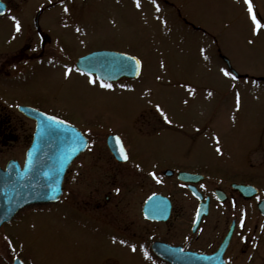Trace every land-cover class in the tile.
I'll return each mask as SVG.
<instances>
[{
	"label": "flooded vegetation",
	"instance_id": "obj_1",
	"mask_svg": "<svg viewBox=\"0 0 264 264\" xmlns=\"http://www.w3.org/2000/svg\"><path fill=\"white\" fill-rule=\"evenodd\" d=\"M3 2L6 13L0 20L12 15L23 30V39L29 32L33 39L28 45L16 46L13 55L0 62V153L5 151L11 155L8 162L17 161L22 167L26 162L37 122L20 107L55 117L78 129L88 145L72 160L63 178L62 194L55 202L28 206L0 226V264H42L40 251L36 260L27 246L14 241L18 232L12 230L34 213L40 221L45 213H52L56 227L60 223L63 228L69 224L74 228L77 216L83 218L78 223L90 232L85 246L91 264H188L186 254L202 256L208 264H264V213L259 209L264 195L260 196L248 172L234 173L232 168H221L220 163L209 160L200 146L188 145L189 140L200 141L201 122L191 126L188 121L170 119L164 112L171 121L168 124L156 111V105L143 103L130 104V114L118 119L106 116L100 121L79 124L72 118L75 113L64 104L62 110H54L41 103L16 104L6 100L13 94L6 85L25 80L30 70L36 73L38 68H49L63 72L66 68L73 71L77 68L71 58L62 54V41L40 25V17L46 12L58 6L70 9L73 2L57 0L38 9L31 8L37 11L30 22L16 18L20 3ZM156 2L177 9L168 0ZM179 18L195 32L216 41L206 30L182 16ZM257 18L264 24L261 17ZM219 57L225 64L220 53ZM60 59L69 65L59 66ZM122 80L137 79L102 81L116 84ZM110 137L120 138L129 157L127 161L119 159L114 140L113 146L109 145ZM171 138H180L182 146H169L167 140ZM236 185L254 186L258 194L246 197ZM202 207L203 216L198 218Z\"/></svg>",
	"mask_w": 264,
	"mask_h": 264
},
{
	"label": "rangeland",
	"instance_id": "obj_2",
	"mask_svg": "<svg viewBox=\"0 0 264 264\" xmlns=\"http://www.w3.org/2000/svg\"><path fill=\"white\" fill-rule=\"evenodd\" d=\"M10 1L21 4L16 18L30 22L37 11L31 8L38 9L57 0ZM168 1L177 9L156 2L160 8L157 12L151 0H140L139 9L133 0H70L74 5L67 12L62 6L49 10L40 17V25L62 41V54L72 59V65L89 52L116 51L141 62V77L111 84L109 90L101 88L100 81L89 84L88 77L77 71L65 77V71L38 68L36 73L30 70L25 80L9 82L6 86L11 87L13 94L6 100L16 104L41 103L54 110H62L64 104L75 113L76 117L71 116L79 124L100 121L106 116L121 118L120 115L130 114V104L159 105L174 121H188L191 126L201 122L200 141L189 140L188 145L200 146L209 160L220 163L221 168L251 174L252 184L262 196L264 29L252 34L243 0ZM251 2L254 13L264 20V0ZM24 8L27 9L23 11ZM11 16L0 20L1 63L13 55L16 46L28 45L33 39L32 32L23 39V30L16 31ZM181 16L206 30L216 41L184 25ZM219 53L244 78L233 80L224 76L221 69H227ZM57 64L68 66L69 62L60 59ZM167 142L175 148L182 146L180 138ZM217 147L221 149L219 154ZM10 157L1 152L0 167L5 168ZM245 166L250 169H243ZM54 218L52 213H45L40 221L37 213L30 214L15 225L18 228L12 227L18 232L14 241L27 246L36 260L40 251L42 264H91L85 246L90 232L78 223L84 219L77 216L74 228L70 224L63 228L60 223L56 227Z\"/></svg>",
	"mask_w": 264,
	"mask_h": 264
},
{
	"label": "water",
	"instance_id": "obj_3",
	"mask_svg": "<svg viewBox=\"0 0 264 264\" xmlns=\"http://www.w3.org/2000/svg\"><path fill=\"white\" fill-rule=\"evenodd\" d=\"M5 12L6 5L0 0V16ZM127 57L132 56L113 51H97L79 58L76 66L85 73L109 82L124 77L138 78L141 66L139 73L130 72L122 67V64L129 62L126 60ZM224 61L238 77L230 62L226 58ZM20 110L36 119L37 128L24 167L22 168L18 162L10 161L5 169L0 168V226L9 222L25 207L55 202L62 194L63 178L72 160L86 148L85 143L81 141L88 145L87 139L80 131L65 122L57 124L48 120V116L28 107H21ZM112 138L108 140L110 146H113ZM236 188L246 197L258 194L254 186L236 185ZM259 209L263 214L264 201L260 203ZM203 212L202 207L198 218L203 216ZM186 258L189 259L188 264H208L202 256L186 254Z\"/></svg>",
	"mask_w": 264,
	"mask_h": 264
},
{
	"label": "snow or ice",
	"instance_id": "obj_4",
	"mask_svg": "<svg viewBox=\"0 0 264 264\" xmlns=\"http://www.w3.org/2000/svg\"><path fill=\"white\" fill-rule=\"evenodd\" d=\"M133 2L135 4L136 8L139 9L141 6L140 0H133ZM243 2L247 6L248 18H249L251 25H252V34L257 35V34H259L261 29H264V24H262V22L257 18L256 14L254 13L251 0H243ZM151 3H153V5H155L156 11L159 12L160 8H159V5L156 4V0H151ZM64 11L67 12L68 9L65 8ZM15 29L17 32L20 31V24L18 22H15ZM77 31H79V29H77ZM249 43H252V41H249ZM201 52L203 53V49L201 50ZM126 60L129 62L122 64V67L125 68L126 70L130 71V72L134 71L136 73H139L140 66H141L140 61L136 60L135 57H127ZM163 66L164 65L161 64V67H163ZM72 71H73V69L66 68V70L64 72V76L68 77ZM76 71H79V69H76ZM221 72L226 77H230L233 80L236 79V77L234 75H232L231 72H229L225 69H221ZM80 74L88 76V83L89 84H94V83H97V81H100V87L101 88L109 89V90L112 88V85L110 83H104L100 77H96L95 79H93V77L90 73L81 72ZM157 79H159V77H157ZM190 94H191V90H190ZM208 95L211 96L212 93L209 92ZM239 108H240V97H239V94H237V96H236V109L239 110ZM156 111L159 112L160 116L164 119L165 123H168V124L171 123V121L168 119V117L165 115L164 111L159 107V105H157ZM47 119L50 121H53L57 124L64 123L63 121L57 120L55 117H48ZM112 139L114 140L115 149L118 152L119 159L123 160V161H127L129 159V157L125 151V148H124L120 138L119 137H113ZM216 142H217V144H219L218 140ZM81 143H85V146H87L86 142L81 141ZM216 152L219 154L221 152V149L219 147H217ZM150 175L153 176V179H157L154 174L150 173ZM157 182H159V180H157ZM201 187H203V185H201ZM116 191L119 192V189H117ZM240 225H241V227L244 226L243 214L241 215ZM5 240H7V237H5ZM113 242H115V241H113ZM120 243H124V241H121ZM9 247H10V245H9ZM131 250L133 252H135L136 251L135 246H132ZM145 255H147V254H145Z\"/></svg>",
	"mask_w": 264,
	"mask_h": 264
}]
</instances>
